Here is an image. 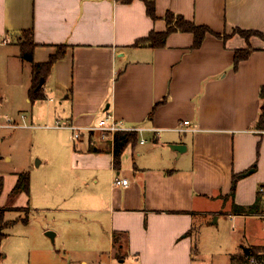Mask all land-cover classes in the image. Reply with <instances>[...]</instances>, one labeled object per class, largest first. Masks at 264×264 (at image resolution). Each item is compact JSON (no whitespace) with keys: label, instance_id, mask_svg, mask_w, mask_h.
<instances>
[{"label":"crops","instance_id":"obj_1","mask_svg":"<svg viewBox=\"0 0 264 264\" xmlns=\"http://www.w3.org/2000/svg\"><path fill=\"white\" fill-rule=\"evenodd\" d=\"M168 14L171 26L187 28L179 17L205 28L200 42L195 45L194 32L178 28L152 46L149 35L165 33ZM238 30L256 34L244 37ZM23 31L32 32L34 64L60 52L43 79L44 98L34 102L32 66L19 55ZM242 50L247 57L236 61ZM0 79V125L20 119L16 128L41 129L51 160L36 165L51 168L46 182L64 173L74 188L62 197L65 212L73 218L93 214L91 234L81 229L82 220L70 234L72 240L88 238L92 249L104 245L100 262L204 264L191 236L208 224V214L216 219L211 224L227 217L264 229V0H0ZM107 114L141 130L119 167L113 164L114 134L82 131L74 139L70 129L55 127H93ZM183 121L193 130L178 132ZM9 137L0 132V208L6 210L7 231L27 225V213L42 208L23 169L31 162L13 161L10 149L19 143L6 148ZM26 172L28 191L11 194ZM114 178L127 179L128 186H114ZM89 185L88 196L76 191ZM7 231L0 248L9 243ZM17 232L18 249L11 246L10 258L23 262L29 242ZM243 239L235 264H244V250L264 252V244ZM0 254L4 263L9 253Z\"/></svg>","mask_w":264,"mask_h":264},{"label":"rangeland","instance_id":"obj_2","mask_svg":"<svg viewBox=\"0 0 264 264\" xmlns=\"http://www.w3.org/2000/svg\"><path fill=\"white\" fill-rule=\"evenodd\" d=\"M2 88H4V86H2ZM54 122L55 121H53V125L55 124ZM27 123L32 125L28 120ZM19 124L22 125L20 119ZM35 128L34 126H30L29 128L0 129V132H7L10 136V140L7 139L4 142L6 148H10V145L15 143V140L19 143L15 145V149H10L13 161L18 158L19 163H22L21 161L27 162L29 158L31 166H26L23 169L29 170L32 195L34 196L35 203H38V205L42 207L39 209L38 207L35 208L32 204L30 205L31 208L37 210H31L27 213L26 218L29 221L27 225L18 223L7 231V226L4 224L5 221L0 223V236L2 234L5 235L6 231L8 235H10V239H8L9 243L6 248L5 246L0 248L3 253H7L8 251L9 256L5 259L6 261H4V263L0 264H81V260L85 261L86 264H107L106 262H100L98 257L99 253L106 249L104 245L92 249V242L86 237L84 238L87 240H72L70 229L76 231L74 225L78 224L79 220H82V223L85 224L81 229L91 234L90 226L93 221V214L78 213L77 218H73L70 212L64 211L65 205H60L63 201L62 197L70 196L74 192V188H71L69 181L64 182V173L58 172L60 175H56L57 179L55 182H46L47 175L51 168L37 166L36 163L37 160H51V156L49 155L51 146L46 141L47 139H45V136L40 133L41 129ZM65 161L66 157H64L62 167L65 166ZM68 175L67 173L66 177L69 179ZM43 183L46 184L45 187H43ZM73 187H75L74 184ZM90 187L89 185L84 188H78L76 191L80 194L82 192V194L88 196L92 192ZM42 188L44 192L43 195ZM260 207L261 204H258L257 209L260 210ZM255 210L256 208H253L251 212L254 213ZM24 213L18 212L14 215L24 218ZM219 216L225 217L223 214H217V217ZM206 219L208 224H205L201 230H197L198 232L196 234L194 232L191 236L196 239V250L204 264L240 263L239 258L235 259V253L238 251L241 236L245 237L243 243L245 241L250 243L251 240H254L253 242H255V244H264L263 225H259L257 232L256 226L249 225L248 222L247 224H235L226 217L221 218L218 224H211L215 222L216 219L214 215L210 214L206 215ZM102 226L103 223H99V227ZM17 231H21V236L26 237V241L28 240L29 242V250L26 251L28 249L26 248V253L23 254L22 257L24 258L23 262H18V260L10 258L11 246L18 249V242L20 240L18 236H20V234H18L19 232ZM48 231L53 233L56 232V237H48L45 235ZM76 238H79L78 234ZM13 239L17 240L12 242ZM105 242L106 237H104V243ZM202 242H205V248L200 245ZM230 253L234 255L230 256Z\"/></svg>","mask_w":264,"mask_h":264},{"label":"trees","instance_id":"obj_3","mask_svg":"<svg viewBox=\"0 0 264 264\" xmlns=\"http://www.w3.org/2000/svg\"><path fill=\"white\" fill-rule=\"evenodd\" d=\"M147 10L148 13L150 15H153V6L151 3H147ZM171 18H173L172 14H168L167 15V21L168 22V27L167 30L165 31L164 34L161 35H154V34H150L149 35V39H151V45L152 46H158L161 45L164 41V38L166 37V35L171 32V31H175L178 28L183 29L179 26H171ZM177 20V19H176ZM178 22L183 23L187 26V28L183 29V30H189L194 32L196 39L198 40V42L195 43V45H197L200 42V39L202 38V36L204 35V32L206 31L205 28L202 27H195L193 24H187L186 22H182V20L178 17ZM200 34V38L198 37V35ZM238 33H240L241 35H243L244 37H248L251 34H256L255 32H245V31H239ZM24 38V39H22ZM19 48H20V58L23 61H27L29 63H31L32 66V85L30 87L29 90V99L31 102L37 101V100H42L44 98V96L42 95L41 91V86H39L40 80H43L46 76V74L48 73L51 65L60 57V52H58L56 55L52 56L51 58H49V60L44 63V64H34L33 63V57H32V50L34 48V43L32 41V32L31 31H23L20 34L19 37ZM59 50L62 49V46L58 47ZM248 55V51L246 50H242V51H237L236 55H235V60L239 61L242 59H245ZM261 95L262 97H264V88H262L261 90ZM263 115V116H262ZM261 121L264 118V111L261 114ZM262 127V126H261ZM137 142V134L136 132H116L113 136V156H114V161L113 164L115 167H119L120 166V157L122 152L124 151V149L130 145V144H135ZM29 189V174L26 173H22L19 174L18 176V182L14 188V190L12 191L11 194L15 195L20 191H24L27 192ZM5 209L4 208H0V223L3 222V217H4V213H5ZM23 223H27V219L26 217L22 220ZM5 225H7V222H4ZM3 237V234L0 236V239ZM244 254L245 256H247V259L244 261L245 264H264V252H262L261 250L258 249H251V252L248 250H244ZM2 257V255L0 254V258ZM249 257H253L255 259L254 262L250 263Z\"/></svg>","mask_w":264,"mask_h":264},{"label":"built area","instance_id":"obj_4","mask_svg":"<svg viewBox=\"0 0 264 264\" xmlns=\"http://www.w3.org/2000/svg\"><path fill=\"white\" fill-rule=\"evenodd\" d=\"M6 43V42H5ZM24 119V118H22ZM189 125V121H183L180 123L176 130L178 132H187L188 130L192 131L193 129H188L186 126ZM1 128H8V127H20L19 124H15L14 122L10 123L7 121L6 124L0 125ZM27 127V126H26ZM29 127V126H28ZM56 128H68L72 131V136L74 139H79L81 137V132L86 131V132H91V131H100L103 133H108V134H115L116 132H141L140 129L138 128H125L122 126L118 121L114 119V117L111 114H107L103 119H101L96 126L93 127H87V128H80L77 126L73 125H61L59 122L55 124ZM264 133V130L262 131ZM141 143H143V140H141ZM113 185L114 186H120V187H127L128 186V180L123 179V178H114L113 180Z\"/></svg>","mask_w":264,"mask_h":264},{"label":"water","instance_id":"obj_5","mask_svg":"<svg viewBox=\"0 0 264 264\" xmlns=\"http://www.w3.org/2000/svg\"><path fill=\"white\" fill-rule=\"evenodd\" d=\"M42 83H43V80H40L39 86H41ZM171 148H173L174 150H177V151L180 150V147L179 146H172Z\"/></svg>","mask_w":264,"mask_h":264}]
</instances>
